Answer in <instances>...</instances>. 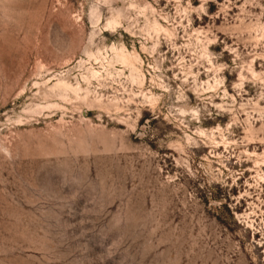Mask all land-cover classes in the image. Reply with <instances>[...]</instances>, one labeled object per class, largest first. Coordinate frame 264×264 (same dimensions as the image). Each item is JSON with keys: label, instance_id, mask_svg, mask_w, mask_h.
I'll list each match as a JSON object with an SVG mask.
<instances>
[{"label": "rangeland", "instance_id": "rangeland-1", "mask_svg": "<svg viewBox=\"0 0 264 264\" xmlns=\"http://www.w3.org/2000/svg\"><path fill=\"white\" fill-rule=\"evenodd\" d=\"M0 264H264V0H0Z\"/></svg>", "mask_w": 264, "mask_h": 264}]
</instances>
